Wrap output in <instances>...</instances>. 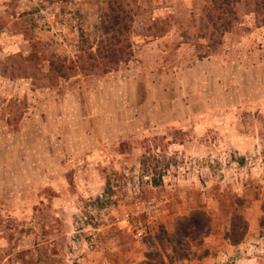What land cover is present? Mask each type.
Returning <instances> with one entry per match:
<instances>
[{
    "label": "rangeland",
    "instance_id": "1",
    "mask_svg": "<svg viewBox=\"0 0 264 264\" xmlns=\"http://www.w3.org/2000/svg\"><path fill=\"white\" fill-rule=\"evenodd\" d=\"M112 1L0 0V264H264V0Z\"/></svg>",
    "mask_w": 264,
    "mask_h": 264
},
{
    "label": "trees",
    "instance_id": "2",
    "mask_svg": "<svg viewBox=\"0 0 264 264\" xmlns=\"http://www.w3.org/2000/svg\"><path fill=\"white\" fill-rule=\"evenodd\" d=\"M216 1H222L225 4H228L229 2V0H216ZM107 4L109 5V8L111 9L112 14L108 15L106 19L107 20L106 23L104 22L103 30L105 33H110L115 30L119 32L120 28L125 25L122 22V18H120L119 16L118 8L114 6V2L112 0H107ZM115 40L116 39H114V41ZM105 58L110 61H113L115 60L114 58L116 57H115V54L110 52V54H108V57H105ZM237 218L242 222V225H243L241 233L237 230V223H236ZM202 225H204V214L202 212L194 213L192 215H189L188 217H182L177 222L176 234L180 237H187L190 235V231L192 229L199 231ZM247 230H248L247 224L244 221V219L241 216L240 217L235 216L231 221V227H230L229 232L225 234V239L229 241L232 245H237L241 243V241L243 240V238L245 237L247 233Z\"/></svg>",
    "mask_w": 264,
    "mask_h": 264
},
{
    "label": "crops",
    "instance_id": "3",
    "mask_svg": "<svg viewBox=\"0 0 264 264\" xmlns=\"http://www.w3.org/2000/svg\"><path fill=\"white\" fill-rule=\"evenodd\" d=\"M249 226H250L249 230H251L252 225L249 224ZM239 245H240V244H237L236 246H239ZM233 247H235V246H233ZM239 248H240V246H239ZM243 260H244V259H240V258H238V259H237V264L240 263V262L243 261ZM252 260H254V262L257 261L256 258H253V257H252V259H250L249 264H253ZM180 264H208V263H207V261H206L205 258H204V259H201V260H195V261H194V260H192V261L184 260V261L181 262Z\"/></svg>",
    "mask_w": 264,
    "mask_h": 264
}]
</instances>
